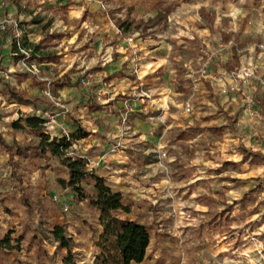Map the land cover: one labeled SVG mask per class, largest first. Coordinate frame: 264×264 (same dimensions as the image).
Here are the masks:
<instances>
[{
  "label": "rangeland",
  "instance_id": "1",
  "mask_svg": "<svg viewBox=\"0 0 264 264\" xmlns=\"http://www.w3.org/2000/svg\"><path fill=\"white\" fill-rule=\"evenodd\" d=\"M0 13L17 22L0 32L7 142L40 141L13 127L30 115L51 136L85 128L70 152L122 193L130 212L113 216L146 225L139 264H264V0H0ZM16 39L30 48L22 57ZM248 68L259 78L244 81ZM58 178L68 179L58 159L11 160L0 146V264H63L55 225L86 264L116 252L100 212Z\"/></svg>",
  "mask_w": 264,
  "mask_h": 264
},
{
  "label": "trees",
  "instance_id": "2",
  "mask_svg": "<svg viewBox=\"0 0 264 264\" xmlns=\"http://www.w3.org/2000/svg\"><path fill=\"white\" fill-rule=\"evenodd\" d=\"M157 17L145 21H135L134 19L124 20L120 27L126 31L131 30L133 26L140 27L146 24V28L156 25ZM138 22V23H137ZM138 24V25H137ZM145 28V29H146ZM51 38L56 35L51 34ZM48 37H45V39ZM44 39V40H45ZM20 43V48L30 50L26 42ZM44 41L34 47L43 46ZM17 45V40L12 44V52L16 56L22 57L23 54ZM57 60L52 58L51 61ZM61 85L60 87H64ZM8 91L12 97V102L19 104H27V100L22 93L16 91L15 88L8 86ZM44 119L30 115L20 117L13 122L15 129L28 128L40 139L38 143L22 144L14 141L9 143L0 133V146L5 149L12 160L15 156L27 158L32 152H39L41 155L52 156L58 159L68 172V179L58 178V182L65 188H70L80 199L89 200L92 207L96 208L101 214V224L103 227L102 238L105 243L112 242L114 244L115 253L101 251L96 257L94 264H139L145 256L150 243V234L146 225L128 218L122 219L113 216V213L122 211L130 212V208L124 204L123 195L120 191L113 190L102 176L91 172L87 169L89 159L84 156L71 154L70 148L73 143L86 138L89 132L81 125L77 126V130L69 135L62 137L51 136L45 129ZM253 156L259 157L257 153ZM93 185V192L88 193L84 185ZM57 247L66 249L67 255L63 258V264H86L76 257L74 251L75 243L67 234L66 229L62 225H55L50 230ZM0 244L9 246L8 241H1Z\"/></svg>",
  "mask_w": 264,
  "mask_h": 264
},
{
  "label": "built area",
  "instance_id": "3",
  "mask_svg": "<svg viewBox=\"0 0 264 264\" xmlns=\"http://www.w3.org/2000/svg\"><path fill=\"white\" fill-rule=\"evenodd\" d=\"M9 26H11V27H13V28H15L16 29V27H17V22L15 21V20H13L11 17H9V16H6V17H4V18H2V19H0V32H2V33H4V32H6V30H7V28L9 27ZM17 40V45H18V47L20 48V43H19V39H16ZM131 40V39H130ZM20 51L21 52H25V50H23V49H21L20 48ZM205 66V65H204ZM242 79H244V81H246V80H250V79H257V78H259L258 76H259V72H258V70L257 69H255V68H248V69H244V70H242L241 71V73H240V75H239ZM262 83H264V81H262ZM229 90H234V87H231V88H229V87H226V88H222V92L223 93H226L227 91H229ZM246 103H247V105L249 106V107H253V105H254V100H253V98H247V100H246ZM187 111H190V106L189 105H187ZM55 200H58L59 198H58V196H54L53 197ZM63 209L65 210V211H68L69 210V205L67 204V203H63Z\"/></svg>",
  "mask_w": 264,
  "mask_h": 264
},
{
  "label": "crops",
  "instance_id": "4",
  "mask_svg": "<svg viewBox=\"0 0 264 264\" xmlns=\"http://www.w3.org/2000/svg\"><path fill=\"white\" fill-rule=\"evenodd\" d=\"M2 14L0 13V19H2ZM9 58L8 57H6L5 58V60H8ZM262 90H264L263 88H261ZM14 103V102H13ZM17 104H19V103H17ZM20 105H22V104H20ZM256 105V104H255ZM256 108H257V106H255ZM263 107H264V102H263ZM254 109V108H253ZM264 109V108H263Z\"/></svg>",
  "mask_w": 264,
  "mask_h": 264
}]
</instances>
